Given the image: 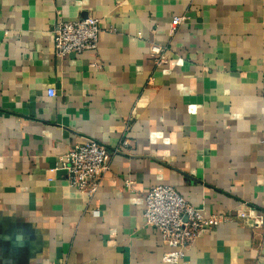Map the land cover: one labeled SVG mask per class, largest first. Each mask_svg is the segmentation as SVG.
<instances>
[{
	"label": "crops",
	"instance_id": "0c3cea01",
	"mask_svg": "<svg viewBox=\"0 0 264 264\" xmlns=\"http://www.w3.org/2000/svg\"><path fill=\"white\" fill-rule=\"evenodd\" d=\"M90 17L97 50L58 58ZM88 141L113 153L93 196L51 172ZM160 184L228 218L181 264H264V0H0V264H165Z\"/></svg>",
	"mask_w": 264,
	"mask_h": 264
},
{
	"label": "built area",
	"instance_id": "2783aa9c",
	"mask_svg": "<svg viewBox=\"0 0 264 264\" xmlns=\"http://www.w3.org/2000/svg\"><path fill=\"white\" fill-rule=\"evenodd\" d=\"M182 18H175L174 24H180ZM101 27L99 20L93 17L76 22H60L53 32L55 55L63 58L83 52L94 53L99 44ZM151 55L157 67L165 65L168 53L162 47L154 45ZM54 98L56 92L49 90ZM128 141H122L120 147L127 148ZM113 153L96 141L76 145L60 158L59 166L51 172L65 171L71 186L80 192L93 196L99 189L104 175L110 170ZM239 219H252V209L246 207L236 211ZM144 219L148 226L156 229L162 236L166 247L163 256L165 264H181L184 253L198 238L201 231L217 227L228 218L220 214L205 215V209L191 205L172 185L155 186L146 196ZM261 222L255 221V225Z\"/></svg>",
	"mask_w": 264,
	"mask_h": 264
}]
</instances>
